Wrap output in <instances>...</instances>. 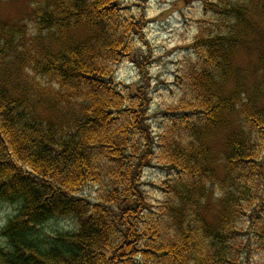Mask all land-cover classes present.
<instances>
[{
    "label": "trees",
    "instance_id": "1",
    "mask_svg": "<svg viewBox=\"0 0 264 264\" xmlns=\"http://www.w3.org/2000/svg\"><path fill=\"white\" fill-rule=\"evenodd\" d=\"M200 2L196 56L177 71L181 96L158 137L143 92L112 81L146 40L145 12L124 0H31L24 22L0 20V203L19 205L0 264H250L246 249L264 254V54L234 63L261 37L264 0ZM227 128L216 157L210 142ZM149 166L164 174L156 206ZM91 184L95 197L81 195ZM62 218L75 230L43 233Z\"/></svg>",
    "mask_w": 264,
    "mask_h": 264
},
{
    "label": "rangeland",
    "instance_id": "2",
    "mask_svg": "<svg viewBox=\"0 0 264 264\" xmlns=\"http://www.w3.org/2000/svg\"><path fill=\"white\" fill-rule=\"evenodd\" d=\"M132 9L145 12L147 29L144 43L134 56L124 60L112 78L113 84L127 94L143 92L149 100L148 123L155 137L168 125L169 114L165 110L175 106L181 90L175 82L177 71L182 64L193 56L190 43L196 32V21L201 12L200 0H124ZM33 14L31 0H0V20L10 24L24 22ZM261 37L249 38L248 50H241L235 65L247 68L255 64L259 55L264 54V24L259 25ZM147 44V45H146ZM196 55L193 56V58ZM140 90V91H139ZM236 121L229 127H236ZM231 129H223L210 145L216 157L225 150V143ZM164 177L160 167L149 166L144 171V183L150 201L156 206L162 202L164 194L156 187ZM97 186L91 184L84 188L81 195L95 197ZM18 204L0 203V249L8 248L3 229L9 220L18 213ZM73 218L55 219L41 227L44 234L59 231H74ZM256 246L245 250V258L250 264H264V254Z\"/></svg>",
    "mask_w": 264,
    "mask_h": 264
}]
</instances>
